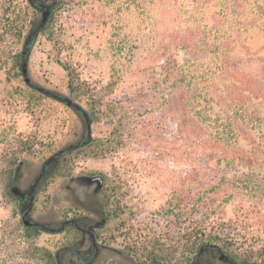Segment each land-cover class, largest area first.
<instances>
[{
	"label": "rangeland",
	"instance_id": "1",
	"mask_svg": "<svg viewBox=\"0 0 264 264\" xmlns=\"http://www.w3.org/2000/svg\"><path fill=\"white\" fill-rule=\"evenodd\" d=\"M40 3L51 12L39 31L30 0H0V264H46L41 249L59 264H86L76 251L90 264H190L204 244L235 264H264L263 170L190 166L166 108L138 99L142 85L151 94L140 72L152 66L147 30L119 45L107 0ZM89 133L102 140L97 157L66 152ZM91 176L104 179L98 195L86 186ZM245 177L260 182L233 185ZM13 188L26 195L22 212ZM101 208L97 253L87 234L59 231L72 219L100 222ZM26 212L39 231L23 226Z\"/></svg>",
	"mask_w": 264,
	"mask_h": 264
},
{
	"label": "trees",
	"instance_id": "2",
	"mask_svg": "<svg viewBox=\"0 0 264 264\" xmlns=\"http://www.w3.org/2000/svg\"><path fill=\"white\" fill-rule=\"evenodd\" d=\"M40 1L31 4L40 10ZM107 3L116 7L112 28L118 31L117 44L127 45L131 37L147 30V60L152 66L149 71L142 67L140 72L150 74L147 82L151 94H146L142 85L138 99L150 96L152 106L166 108L176 121L175 136L183 141V155L190 166L213 173L238 167L264 173V0ZM45 24L38 25V30ZM112 85L113 81L108 87ZM92 122L87 116V125ZM110 135L112 138L113 132ZM111 138L106 141L109 147L114 142ZM101 143L90 138L66 152L91 148L90 156L97 157ZM259 182L245 177L233 185L252 189ZM9 196L20 201L21 211L22 198L11 193ZM24 227L40 230L38 224ZM205 246L211 245L199 246L197 253ZM40 251L46 264H59L47 250ZM154 262L162 264L158 259Z\"/></svg>",
	"mask_w": 264,
	"mask_h": 264
},
{
	"label": "flooded vegetation",
	"instance_id": "3",
	"mask_svg": "<svg viewBox=\"0 0 264 264\" xmlns=\"http://www.w3.org/2000/svg\"><path fill=\"white\" fill-rule=\"evenodd\" d=\"M33 1L34 0H30L31 3ZM40 10H41V8H40ZM95 194L97 195V193H95ZM25 199H26V195L24 194V196L22 198V202L23 203H25V201H26ZM94 212L96 213L97 211H94ZM96 214L98 215V213H96ZM99 216L101 217V221L100 222H92V220L87 219V218L72 219L69 222L62 223L60 228H59V231L61 232L67 227H74L81 234H87L89 239H90V241H91V243H90L91 247H90L89 251H91V249L93 248L95 253H97L98 246L95 243L94 235H93L94 232L93 231L96 228L103 227V226H105L107 224V215L102 212V208L99 211ZM75 253H76L77 257H79L82 260H84L86 262V264H90V262H88L89 258L85 259L84 258V254H82L81 252H78V251H76ZM216 260L221 262L222 264H235V263H233V261L230 260V258H228L225 254H223L221 252V250H219L215 246H207V247L205 246V247L201 248L199 253H197L195 255V257L193 258V260H192V262L190 264H214V262ZM151 264H158V263L154 262V263H151Z\"/></svg>",
	"mask_w": 264,
	"mask_h": 264
},
{
	"label": "water",
	"instance_id": "4",
	"mask_svg": "<svg viewBox=\"0 0 264 264\" xmlns=\"http://www.w3.org/2000/svg\"><path fill=\"white\" fill-rule=\"evenodd\" d=\"M49 12H50V6L49 5H43L41 7V21H40V24L39 26H42L48 19V16H49ZM22 66V76H24V81L27 85H29V80L28 78H26V69H25V64L22 63L21 64ZM68 106H72L73 105V102L69 101L67 103ZM89 137L84 140V141H80L78 143H76L75 145H72L68 148H72V147H79V146H82L84 145L89 139H90V133L88 134ZM16 177V175H15ZM84 180L86 181V186L89 187L93 184H95V188H94V193H97L103 186V182H104V179L101 177V176H91V177H85ZM11 194L15 195V196H18L20 198H23L24 194L22 192H20L17 188H13L11 189ZM29 208H31V206H29ZM21 212H22V208H21ZM27 212L23 215L22 217V222L24 224V226H34L36 224H33L32 222H30V220L26 219L25 217L27 216Z\"/></svg>",
	"mask_w": 264,
	"mask_h": 264
}]
</instances>
